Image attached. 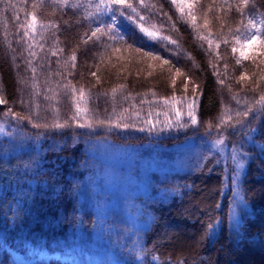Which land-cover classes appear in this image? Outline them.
Listing matches in <instances>:
<instances>
[{"label":"trees","instance_id":"1","mask_svg":"<svg viewBox=\"0 0 264 264\" xmlns=\"http://www.w3.org/2000/svg\"><path fill=\"white\" fill-rule=\"evenodd\" d=\"M130 2L135 12L124 11L136 23L117 14L112 39L103 28L89 39L98 22L111 23V13L103 12V6L97 10L99 0H69L68 6L63 0L0 2V98L5 101L0 121L11 131L0 138V264H16L1 242L28 257L26 241L82 257L113 250L123 264H263L264 156L256 148L242 181L251 211L238 240L229 228L226 173L217 154L204 145L181 155L188 168L150 173L148 193L135 197L151 218L145 229L134 230L114 213L101 231L93 204L82 198L90 172L89 138L173 144L189 137L201 142L240 137L248 128L241 131L238 119L251 120L248 127H264V116L236 115L260 108L264 26L248 55L233 52L250 18L264 21V0H248L247 6L241 0ZM32 14L36 23L28 28ZM141 23L157 34L155 40L140 31ZM147 51L161 59L145 56ZM165 59L170 63L164 64ZM190 104L196 125L187 115ZM9 109L31 122L5 115ZM36 122L47 126L34 128ZM56 123L66 126L56 128ZM88 123L92 127H79ZM258 138L264 147V134ZM208 184L214 186L210 200L198 192ZM179 226L193 228L191 248L178 246L185 233ZM34 264L69 263L51 259Z\"/></svg>","mask_w":264,"mask_h":264},{"label":"rangeland","instance_id":"2","mask_svg":"<svg viewBox=\"0 0 264 264\" xmlns=\"http://www.w3.org/2000/svg\"><path fill=\"white\" fill-rule=\"evenodd\" d=\"M250 20L254 21L261 29V19L259 17H252ZM256 29H253L249 24L243 34V37L237 41L236 53L239 57L243 58L248 55L256 46L259 32L257 33L255 40H250ZM243 53V55H241ZM5 123L0 121V138L9 135ZM250 128L258 129L255 133L254 142L249 140L245 142L243 133L239 137L227 138L223 137L225 145L227 146L225 151L221 153L217 147L214 146V142L217 139L207 138L204 142L196 140L193 137L185 139L183 142H177L173 144H164L159 140H147L141 144H122L110 140L108 138L96 137L89 138L87 149L91 157L89 164L90 172L85 179L84 193L82 198L90 201L93 204V208L97 213L99 219V225L101 231L104 229L107 220L111 218V215L118 213L128 220L129 224L134 230L145 229L149 225L150 216L142 211L141 207L137 205L135 197L143 194L146 195L149 191L148 183L151 172H166L183 170L188 168L187 162H183L181 155L184 153L192 154L196 147L204 145L212 150L213 153L218 156V164H220L225 173V188H236L240 197H244L242 181L247 165L251 157V149L256 148L261 156H264L263 142L259 140V135L264 134V127L251 126ZM14 130V129H13ZM246 129L244 132H246ZM243 144L241 152H246L249 159L243 160V157L238 159L243 160V168L240 169L237 177L239 183L233 185L227 178L234 165L230 159L231 146L237 143ZM16 145V141L12 144V147ZM201 186L199 195L204 198L207 197L210 200L214 194V186ZM198 195V196H199ZM205 197V198H206ZM236 198L233 197L231 190V203L229 209V228L234 215L241 214L242 221L244 216L251 211L249 203L244 207L243 213H241V207L234 202ZM204 211L209 212L210 209L205 206ZM146 216V217H145ZM173 225H171L172 227ZM177 226V225H176ZM180 229L185 232L178 242V246L182 248H191L194 240L192 239L193 228L181 227ZM232 236L238 240V237L233 231ZM212 234L216 235V228L212 230ZM1 244L6 247L11 253L16 264H34L41 260L49 261L51 259H59L62 262H68L69 264H123V261L115 256L113 250H108L102 255H94L89 252L85 257H82L76 252H70L67 254H61L58 251H49L48 249L35 248L30 241H26V245L30 247L29 256L26 257L22 252L14 248L9 243ZM105 255V256H104ZM229 260H232V256L229 255ZM264 262V260H263ZM260 264V263H258ZM264 264V263H263Z\"/></svg>","mask_w":264,"mask_h":264},{"label":"snow or ice","instance_id":"3","mask_svg":"<svg viewBox=\"0 0 264 264\" xmlns=\"http://www.w3.org/2000/svg\"><path fill=\"white\" fill-rule=\"evenodd\" d=\"M0 2H3V0H0ZM143 2H144V0H140L141 4H143ZM171 2L172 3H176V0H171ZM63 3H64L65 6H68L69 0H63ZM241 3L244 6H247L248 5V0H241ZM101 6H103V12L111 13V17H110L111 23L101 24L100 22H98L95 30L92 31L91 37H89V39H91L92 37H96L97 33H100L102 31V28L104 29V34H107L110 39L115 38L117 36V34L114 32V29L116 28V23H117V14H119L120 16H125L126 13H125L124 9H129L130 12H135V6H134V4L132 2H130V0H99V3L96 4V8H97L98 11L101 10ZM181 11H183L182 7H181ZM189 15H191V13H189ZM126 18L129 21H131L133 23H136V18L133 15L127 14ZM139 20L143 21L144 17L140 16ZM192 20L193 21L195 20V16L194 15H192ZM35 23H36V16H35V14H32L31 15V23L28 24V28H33ZM248 24L253 29H256V31L253 33L252 37L250 38V40H255L256 36H257V33L259 32V27L252 20H249ZM261 26H264V21L261 22ZM139 29L150 40H155L157 38V34L155 32L149 31L147 28H145L143 26L142 23L139 24ZM25 35H27V32H25ZM119 39H124V37L123 36H119ZM163 39L167 40L169 38L168 37H163ZM85 42H87V41H85ZM170 43L175 44L176 41L175 40H171ZM208 43H209V45H211L212 42L209 40ZM225 43H226V41H225ZM262 43H264V41H262ZM129 47H131V45H129ZM217 47H219V45H217ZM136 51L140 52V51H142V49L141 48H137ZM235 51H236V49L233 48V52H235ZM53 54H55V53H53ZM144 55L145 56H149L152 59H161L160 56L154 54L151 51L144 52ZM241 55H243V53H241ZM72 59L75 60L76 57L73 56ZM163 63L164 64H169L170 61L165 59V60H163ZM237 63H239V61H237ZM33 71H35V69H33ZM169 71H171V69H169ZM175 72H176L177 75L182 74L180 68H176ZM93 75H95V73H93ZM241 78L243 79V77H241ZM220 83L223 84L224 81L221 80ZM81 95H83V92H81ZM3 103H5V101L2 98H0V104H3ZM256 103L260 105L259 109H256L254 107L248 108V109H246L243 112H237L236 115L238 117H247V116H249L251 114L253 120L256 119V117L258 115L264 116V94L260 95V98H259L258 101H256ZM188 108H189V110L187 112V115H188L189 121H190L191 125H196L197 124V116H196L195 111L193 109V105L190 104L188 106ZM8 114L13 115V117L15 119H18V120L29 119V121L31 122L30 117L19 116L16 113H12L11 109L8 110V113H5V115H8ZM176 115H177V117H179L180 116V112L177 111ZM251 122L252 121L249 120L247 122V124H245V122L243 120H241V119H238L236 121V124L240 125V130L241 131L244 128H246V127L248 128V130L246 132H243V135L245 137V142H248L249 140H252L254 142L255 133H256V131H258V129H253V128L248 127V124H251ZM100 123L103 124L104 122L101 121ZM222 123H224V122L222 121ZM32 126L34 128H39V127H46L47 125H42L39 122H36V123H33ZM54 126L56 128H63L66 125L65 124L56 123ZM115 126L116 127H120L119 124H117ZM178 126L179 127H185L186 124L178 122ZM229 126L230 127H235L234 125H229ZM79 127H92V125H91V123L79 124ZM124 127H128V125H124ZM210 127H211V125H210ZM153 128H154V125H153ZM143 130L144 129H140V131H143ZM151 130L152 129L150 128L149 131H151ZM163 130L164 129L162 128L161 131H163ZM0 131H2V129H0ZM214 146L217 147L221 153H223L225 151L226 147H227L225 145L224 139H222V138L221 139H217L214 142ZM242 148H243V144H240L239 142L236 145H232L231 146L230 159H231V162L234 165V167L231 169V174L227 178L231 181V183L233 185H237L239 183L237 177L239 175L240 169H242L243 166H244L243 160H248L249 159L248 154L246 152H241ZM262 150H264V149H262ZM239 157H243V160L238 159ZM231 190L233 192V197L236 198L234 200V202L237 203L241 207V213H243L244 207H246L247 204H248L247 199L245 197H240L239 193L237 192L235 187L232 188ZM208 227L212 228L213 226L210 224ZM242 227H243V225H242V215L241 214L234 215V218L231 221L230 230L233 231L239 237V236L242 235V233H241ZM152 258H153V260H157L158 259V257H155V256H153Z\"/></svg>","mask_w":264,"mask_h":264}]
</instances>
